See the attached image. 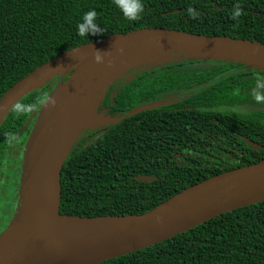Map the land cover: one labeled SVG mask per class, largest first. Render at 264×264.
<instances>
[{"label":"trees","instance_id":"trees-1","mask_svg":"<svg viewBox=\"0 0 264 264\" xmlns=\"http://www.w3.org/2000/svg\"><path fill=\"white\" fill-rule=\"evenodd\" d=\"M237 3L242 14L232 20L230 12ZM143 4L141 18L128 21L113 0H0V95L65 49L138 27L264 43V0H143ZM188 5L198 10L196 18L185 14ZM89 9H95L103 33L81 37L76 25ZM202 61L168 59L136 71L118 87H112V81L105 87L97 100L108 114L119 117L141 103L178 96L177 91L201 85L184 97L101 125L98 135L80 148L74 146L77 134L60 169V213H140L208 176L264 158V106L232 111L233 105L254 99L236 75L217 76L227 66L242 64L217 60L215 66L186 68ZM58 78L23 95L0 121V182L4 170L13 173L2 193L5 199L9 194L10 202H0V232L18 202L13 192L16 187L19 191L21 171L16 168L21 169L22 147L34 120L33 116L27 122L28 116ZM239 135L259 147H250ZM17 174L19 182L12 185ZM144 175L151 179H135ZM98 264H264V200Z\"/></svg>","mask_w":264,"mask_h":264},{"label":"water","instance_id":"water-1","mask_svg":"<svg viewBox=\"0 0 264 264\" xmlns=\"http://www.w3.org/2000/svg\"><path fill=\"white\" fill-rule=\"evenodd\" d=\"M96 50L102 56L99 63L93 59ZM167 54L264 70V43L258 40L145 26L65 49L2 92L0 121L19 98L59 74L36 113L28 116L27 121L33 116L34 120L22 149L17 208L0 232V264H98L264 200L261 158L190 184L140 213L81 216L59 212L61 166L98 97L122 73ZM167 102L142 103L116 120ZM84 112L86 118H82Z\"/></svg>","mask_w":264,"mask_h":264},{"label":"rangeland","instance_id":"rangeland-1","mask_svg":"<svg viewBox=\"0 0 264 264\" xmlns=\"http://www.w3.org/2000/svg\"><path fill=\"white\" fill-rule=\"evenodd\" d=\"M168 59H177V60H192L194 58L192 57H189V56H180V55H177V54H167V55H163V56H158V57H155L141 65H138L136 68H131L129 70H127L126 72L122 73L121 75H119L117 78H115L113 81H112V87H118L120 86L122 83H124L129 77H131L132 74H134L136 71H139V70H142L144 68H149V67H152V66H156V65H159L160 62L162 61H168ZM200 60H204V59H200ZM219 62H217V60H205V61H202V62H196L194 64H188L186 65L187 67H191V66H204V65H215V64H218ZM147 64V65H146ZM261 75H257L258 76H264V72L261 71L260 72ZM56 76H59V74H56L54 75L51 79H49L47 82H50L52 79H54ZM59 80V78H58ZM57 80V82H58ZM54 87V86H53ZM52 87V88H53ZM171 97V96H170ZM178 96H172L171 98H168L166 99L167 101H171L175 98H177ZM142 104V103H141ZM258 106H264V104H260L258 102H254V103H243V104H239L237 106L234 107V111L236 112H246L250 109H256ZM34 113H36V111H34ZM117 115H111V114H108L103 108L102 106L100 105L99 101L96 100V102L94 103V105L92 106V109H91V113L89 114L88 116V120H86V122H84V124L82 125V127L80 128V132H78V136H77V140H75V143H74V146L76 148H80L84 143L90 141L91 139H93V137H95L96 135H98L99 133V127L103 124H106V123H109V122H113L117 119ZM28 122V121H27ZM26 122V123H27ZM33 124V122H32ZM31 124V125H32ZM31 128V127H30ZM80 140V142L78 143L77 141ZM23 149V147H22ZM23 156V154H22ZM19 162V160H16V163ZM20 167L17 166L16 168V172H22V166H21V169L19 170ZM15 170V169H14ZM14 172V171H13ZM2 180L0 182V192H1V195H0V202H5L7 201L8 203L10 202V199H9V194H7V197L5 199V197L3 196V192H5L6 190V184L8 182H11V179H12V176L11 174H13L11 172V169L10 168H7V170H4L2 172ZM19 182V176L18 174L15 175L14 177V180H13V184H16L17 181ZM12 185H9L8 187L10 188L11 191H13V186ZM13 196L16 197L18 196L19 197V191H17V187H16V190L15 192H13ZM19 199V198H18ZM13 200V199H12ZM15 202V201H14ZM18 204V202H17ZM17 204L16 206L14 207V209L11 210V215L12 213L16 211V208H17Z\"/></svg>","mask_w":264,"mask_h":264},{"label":"clouds","instance_id":"clouds-1","mask_svg":"<svg viewBox=\"0 0 264 264\" xmlns=\"http://www.w3.org/2000/svg\"><path fill=\"white\" fill-rule=\"evenodd\" d=\"M113 4L128 21H136L144 13L143 0H113ZM185 14L190 19L196 18L199 15L198 10L191 5L185 8ZM241 14L242 9L239 3L234 4L230 12L231 19L238 20ZM76 29L77 34L81 37L103 33L102 27L96 22L95 9H89L83 13L81 20L76 25ZM99 53V50L93 53V59L97 63L102 61V56ZM251 95L254 101L264 103V76L256 78L254 86L251 89ZM51 103H54V101H51Z\"/></svg>","mask_w":264,"mask_h":264},{"label":"flooded vegetation","instance_id":"flooded-vegetation-1","mask_svg":"<svg viewBox=\"0 0 264 264\" xmlns=\"http://www.w3.org/2000/svg\"><path fill=\"white\" fill-rule=\"evenodd\" d=\"M215 65H218V64H215ZM214 65V66H215ZM209 66H212V65H204V66H191V67H187L186 68H190V69H193V68H206V67H209ZM231 74H234L236 75V78L237 79H242L244 80V82H242L243 84H246V87L248 88V91L251 93V89L252 87L254 86V81L256 80L257 78V75H261L260 74V71H255V70H249V68L247 69V67H245L243 64L242 65H232V66H227L224 70L220 71L218 73L217 76H227V75H231ZM201 85L200 84H196V85H192L190 88H184L180 91H177L179 92L178 94V97L177 98H181V97H184L186 95H188L190 92H195L196 91V87L199 88ZM175 92V91H174ZM171 93V92H170ZM169 95L171 96L172 94H168L167 96L164 95V97L166 99L169 98ZM172 101V100H171ZM174 101V99H173ZM256 101H250L249 103H254ZM245 103V102H244ZM239 104H243V103H238V104H235L233 105L232 107V111H234V107L239 105ZM262 104V103H260ZM264 104V103H263ZM263 106H258L257 108H262ZM256 108V109H257ZM250 110H253V109H250ZM248 110V111H250ZM236 112V111H235ZM244 113V112H242ZM33 118V117H32ZM241 138L244 139V141L247 143V144H250L249 146L250 147H259L258 144H256L253 140H250V139H246L244 138V136L242 135H239ZM248 140V141H247ZM231 149V147H229ZM235 150L236 152L240 153V151L238 149H233ZM1 194V192H0Z\"/></svg>","mask_w":264,"mask_h":264},{"label":"bare ground","instance_id":"bare-ground-1","mask_svg":"<svg viewBox=\"0 0 264 264\" xmlns=\"http://www.w3.org/2000/svg\"><path fill=\"white\" fill-rule=\"evenodd\" d=\"M88 115V113L86 114V112H84L83 113V115H82V118H86L85 116H87ZM88 120V119H87ZM80 132V131H79Z\"/></svg>","mask_w":264,"mask_h":264}]
</instances>
